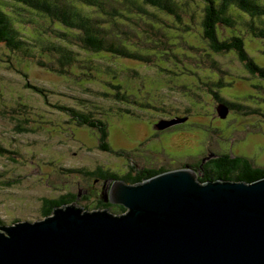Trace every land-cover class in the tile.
Here are the masks:
<instances>
[{"label": "rangeland", "instance_id": "374dc122", "mask_svg": "<svg viewBox=\"0 0 264 264\" xmlns=\"http://www.w3.org/2000/svg\"><path fill=\"white\" fill-rule=\"evenodd\" d=\"M191 10L199 12V5L192 4L188 11L192 13ZM160 17L156 26L151 20L135 19L138 24L133 23L128 36H122L135 50L150 52L152 62L111 54H81L84 60L69 65L64 74L39 65L35 59L9 56L0 47V144L12 151L0 154L1 225L41 220L44 197L85 193L88 188L87 199L78 203L90 211L96 210L99 196L90 194L96 192L93 179L68 169L95 171L101 167L125 175L131 165L137 171L173 169L195 164L204 157L212 158L211 152L245 156L264 167V81L248 72L232 52H214L204 38L200 17L195 22L189 14H185L183 22L171 16ZM18 28L28 37L42 30L26 22H19ZM247 47L255 60L264 65V40L247 38ZM214 62L218 70L212 68ZM105 63L113 64L117 78L107 72ZM214 78L231 82V87L219 90L220 96L243 101L247 110L258 116L239 113V117L229 112L222 118L219 101L204 83ZM107 81L128 87L134 97L124 101L123 106L138 114V101H148L169 113L147 110L140 114L141 119L114 115L121 105L115 104L112 97L99 94L110 91ZM27 82L43 89L46 97L27 86ZM62 104L109 121L108 142L114 151L99 147L96 130L70 123L56 108ZM3 111L8 115L4 116ZM20 115L30 118L31 129L22 133L11 118ZM172 116L188 120L172 129L156 128ZM161 131L168 133L163 135ZM123 152L128 154L121 155ZM6 181L8 185L3 184ZM97 186L100 190L101 185Z\"/></svg>", "mask_w": 264, "mask_h": 264}, {"label": "water", "instance_id": "95a60500", "mask_svg": "<svg viewBox=\"0 0 264 264\" xmlns=\"http://www.w3.org/2000/svg\"><path fill=\"white\" fill-rule=\"evenodd\" d=\"M106 201L126 211L73 202L35 222L0 223V264H264V177L203 182L184 167L135 184L116 179Z\"/></svg>", "mask_w": 264, "mask_h": 264}, {"label": "trees", "instance_id": "16d2710c", "mask_svg": "<svg viewBox=\"0 0 264 264\" xmlns=\"http://www.w3.org/2000/svg\"><path fill=\"white\" fill-rule=\"evenodd\" d=\"M195 3L199 5L200 11L191 10L192 13L189 12V8ZM185 14H189L190 19L194 22L197 17H200L204 38L207 39L214 52L221 54L232 52L248 72L264 81V65L255 60L247 47V38L264 40V0H0V47L6 49L9 56L35 59L39 65L64 74L68 73L69 65L84 60L81 58V54H111L135 61L152 62L150 52L135 50L132 45L127 44L122 36H128L129 29H133V23L138 24L135 19H148L153 22L152 26H156V22L162 19L160 15L171 16V19L183 22ZM19 22L30 23L31 27L37 26L42 30L38 34L34 33L33 36L28 37L27 33L18 28ZM17 59L15 58L14 61ZM105 64L106 68H104L107 72H112L117 78L118 72L113 69V64ZM212 65V68L218 70L216 62ZM96 67L101 66L96 64ZM85 74L89 76V73ZM136 74L138 73L136 72ZM91 76L93 74L90 72ZM24 77L28 79L25 73ZM29 82H27V86L46 97L43 89ZM204 83L219 101V105L228 108L232 114L258 116L257 112L248 111L247 104L245 105L243 101L237 98L229 100L220 96L219 90L231 87V82L214 78L211 81H204ZM124 86L118 81H107L106 88L110 91L99 93L106 98L112 97L115 104L121 105L113 113L114 115L141 119L140 114L147 110H150L149 113L153 111L157 114H162L163 111L166 114L169 113V110L153 106V103L148 101H141V103L138 101L140 114L123 106L124 101H129L134 97L128 87ZM56 108L68 117L70 123L96 130L99 134V147L103 151H114L108 142L109 121L96 118L93 112H86L82 108L63 104ZM1 113L4 116L8 115L7 111ZM174 117L178 116L166 119ZM11 118L17 121L15 126L19 133L31 129H29L30 118H21V115ZM153 124L155 125L156 122ZM11 152L0 144V154ZM127 154L126 152L121 153V155ZM217 155L210 158L207 163L200 162L195 166L196 171H201L199 176L201 181L225 179L253 182L264 177V167L255 165L251 159L245 156H233L230 153ZM68 170L87 179L99 178L101 181L122 179L130 184L140 183L165 172L163 169L149 168L137 171L133 165L125 175L106 171L101 167L95 171L86 168ZM8 183L9 181H6L3 184L8 185ZM85 199H87V195L84 192L81 196L79 193H67L58 198L44 197L42 218L52 215L58 206L73 202L81 203ZM94 206L99 211L110 209L116 215L126 211L121 205L106 203L101 196ZM85 208L87 209V207Z\"/></svg>", "mask_w": 264, "mask_h": 264}, {"label": "flooded vegetation", "instance_id": "af4514ba", "mask_svg": "<svg viewBox=\"0 0 264 264\" xmlns=\"http://www.w3.org/2000/svg\"><path fill=\"white\" fill-rule=\"evenodd\" d=\"M152 124H153V122H152ZM154 125V124H153ZM170 129H172V128H170ZM170 129H168V130H170ZM165 131H167V130H165ZM165 131H161V132H163V135L165 134V133H168V132H165ZM212 156L213 157H216V156H218L217 154H212ZM233 156H238V155H233ZM210 159V158H209ZM208 159V157H204L203 159H200V161H197L195 164L194 163H192V164H186V165H184V166H182V167H179V168H173V169H169V168H158V169H163V170H165V171H169V170H174V169H180V168H184V167H189V168H192V169H194V168H196L195 166L196 165H198L200 162H202V164H205V163H207V161L209 160ZM195 160H197L196 158H195ZM199 160V159H198ZM197 169V168H196ZM195 170V169H194ZM196 171V170H195ZM199 174H201V171H197ZM163 173V172H162ZM160 174V173H159ZM116 180V179H115ZM113 181L114 180H104V181H101L99 178H96V179H93V185H94V188H96V192L95 193H90L91 195L93 194V195H95V196H101L102 198H104V201H106V198L108 197V192H109V189H110V186H111V184L113 183ZM101 185V188H100V190H99V188H98V186L96 187V185ZM89 191H90V188H88V189H86L85 190V193H89ZM84 193V194H85ZM81 194H82V191H80L79 192V196H81ZM86 195V194H85ZM43 201V200H42ZM106 203H108V204H112L110 201H106ZM113 205V204H112ZM114 205H116V206H119V205H117V204H114Z\"/></svg>", "mask_w": 264, "mask_h": 264}, {"label": "clouds", "instance_id": "9594fccd", "mask_svg": "<svg viewBox=\"0 0 264 264\" xmlns=\"http://www.w3.org/2000/svg\"><path fill=\"white\" fill-rule=\"evenodd\" d=\"M197 172V171H196ZM84 207V206H83ZM88 210V209H87ZM93 211H95V210H93Z\"/></svg>", "mask_w": 264, "mask_h": 264}]
</instances>
